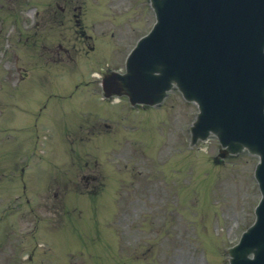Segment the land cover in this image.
<instances>
[{
	"label": "rangeland",
	"instance_id": "1",
	"mask_svg": "<svg viewBox=\"0 0 264 264\" xmlns=\"http://www.w3.org/2000/svg\"><path fill=\"white\" fill-rule=\"evenodd\" d=\"M147 2L0 0V48L6 30L14 27L15 32L18 9L23 19L15 36L22 30L23 38H29L20 43L24 56L19 60L13 57L15 39H6L5 49L13 58L0 62V264H228V242L234 244L255 218L260 190L252 173L259 157L244 150L215 161L221 148L215 136L190 149L186 130L197 107L178 92H171L160 109L131 110L134 121L145 123V132L140 126L115 127L105 134L106 129L95 127L104 149L98 164L85 168L67 155V146L75 147L78 140L69 139H76L81 125L94 123L107 108L99 100L88 107L59 104L41 93L33 113L28 100L33 91L27 90L32 83L15 84L22 75L34 80L43 73L47 92L59 86L62 92V75L78 66L80 72L94 39L84 41L74 14L102 48L112 42L111 64L123 68L119 58L155 20ZM36 7L40 24L29 31ZM92 8L91 19L85 13ZM53 47L67 51L75 66L66 62L67 56L53 58ZM107 51L100 48L99 54ZM104 63L97 62L93 70ZM84 173L101 175L106 183L108 173L111 184L119 180L113 191L106 190L110 196L104 204L100 197L94 202L69 197L79 192L70 180L78 181ZM106 183L100 188L90 180L87 196H101Z\"/></svg>",
	"mask_w": 264,
	"mask_h": 264
},
{
	"label": "water",
	"instance_id": "2",
	"mask_svg": "<svg viewBox=\"0 0 264 264\" xmlns=\"http://www.w3.org/2000/svg\"><path fill=\"white\" fill-rule=\"evenodd\" d=\"M154 1L159 23L134 50L128 62V73L114 78L123 82L121 87L127 90L133 102L147 103L161 100L171 81L176 80L185 96L197 99L201 107L199 119L193 127L194 137L206 136L210 127L223 124L219 114L210 111V19H215L219 9L226 5L256 7L264 5V0ZM111 81L105 80L108 89L113 86ZM260 95L264 99V89ZM260 115L263 113L260 112ZM261 118L258 123L246 125L247 132L243 136L241 134L244 131H227L223 124L225 128L222 126L224 131H221V139L225 143H233L234 139H239L238 132L243 141H264V118ZM256 146L264 153L259 144ZM259 172L264 179V161ZM258 213L261 215L260 222L244 235L241 245L235 250L234 264H264V200ZM254 247H258L256 258H246L245 254Z\"/></svg>",
	"mask_w": 264,
	"mask_h": 264
}]
</instances>
